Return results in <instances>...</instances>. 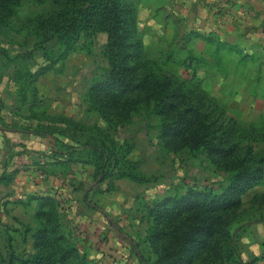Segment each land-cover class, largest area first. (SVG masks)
<instances>
[{"label":"rangeland","instance_id":"374dc122","mask_svg":"<svg viewBox=\"0 0 264 264\" xmlns=\"http://www.w3.org/2000/svg\"><path fill=\"white\" fill-rule=\"evenodd\" d=\"M127 2L133 9L147 69L152 71L150 78L165 72L185 84L190 99L194 93L203 95V112L211 109L223 118L235 119L242 127L264 124V39L251 34L235 37L241 42L239 45L226 32H218L219 22L228 11L226 0ZM50 9L48 4L24 0L11 18L13 26L0 25V126L29 113H72L74 121L88 128H106V121L89 97L93 79L109 68L102 52L105 34L95 38L92 52L78 44L68 58H61L63 48L51 41L46 51L56 63L39 78L38 95H33L31 72L38 67L36 61L43 63L45 50H34L37 35L29 20ZM249 23L257 26L261 22L258 19ZM102 97L100 94L99 98ZM209 101L212 106L206 108ZM114 109L118 112L120 105L116 103ZM2 113L14 116L5 121ZM133 113L130 122L110 129L109 133L118 144L132 146L124 158L134 161L140 172L154 176L151 182H137L128 176L119 178L115 170L116 174L97 183L91 175H85V168L78 166L75 175L82 176L71 177L61 169L63 182L59 185L38 173L40 166L32 161L39 151L24 148L5 133L0 134V141L5 140L4 146L0 144V175L17 171L10 184H0V264L8 263L11 251L20 254L30 250L33 240L31 232L26 235V227L35 230L37 207L35 201L26 200L40 190H62L65 232L93 262L146 264V259L154 258L145 240L153 201L183 196L189 186H212L218 190L220 184L226 185V173L205 155H193L181 137L167 143L159 115L144 108ZM78 135L84 137L90 132L80 131ZM261 195L264 184L244 196L242 220L234 225L244 262L253 255L243 245V235L251 222L262 221L260 215H264V203L256 198Z\"/></svg>","mask_w":264,"mask_h":264},{"label":"trees","instance_id":"16d2710c","mask_svg":"<svg viewBox=\"0 0 264 264\" xmlns=\"http://www.w3.org/2000/svg\"><path fill=\"white\" fill-rule=\"evenodd\" d=\"M23 1L0 0V25L13 26L11 18ZM29 1L51 8L29 20L37 35L34 50H45L43 63L36 61L38 67L31 72L33 95H38L39 78L56 63L46 51L51 41H57L63 48L61 58H68L78 44L92 52L95 38L105 34L102 52L109 65L101 76L93 79L89 92L93 107L107 123L106 128L99 125L88 128L71 117L47 113H29L23 115V120L11 121L6 126L54 137V147L40 156L44 160L37 162L38 169L46 175H56L61 169L69 172L73 165L82 164L92 168L97 183L116 174L115 170L119 178L154 181V176L145 175L134 161L124 158L132 146L118 144L109 133L110 129L130 122L133 112L149 110L161 117L163 138H168V144L181 137L193 155H205L218 170L225 172L227 183L220 184L218 190L212 186H189L183 196L153 201L145 240L154 258L146 259L145 263L255 264L257 257L241 260L233 229L242 220L244 196L264 184V124L242 127L235 119L223 118L211 109L203 112V95L194 93L190 99L185 84L165 72L150 78L152 71L147 69L133 9L127 0ZM116 103L120 105L118 112L114 109ZM211 106L209 101L206 108ZM80 131L90 135L79 137ZM16 174L13 171L0 175V184H10ZM58 194L52 189L28 197L26 202L35 201L37 207L35 230L26 227V235L31 232L32 246L20 254L11 251L7 264H16V260L19 264H96L66 234L61 218L63 203ZM256 198L260 204L264 203V195ZM260 217L264 220V215Z\"/></svg>","mask_w":264,"mask_h":264},{"label":"crops","instance_id":"0c3cea01","mask_svg":"<svg viewBox=\"0 0 264 264\" xmlns=\"http://www.w3.org/2000/svg\"><path fill=\"white\" fill-rule=\"evenodd\" d=\"M228 10L223 18H221V22H219L218 31L220 34L225 33L226 36H229L231 40L239 45L241 42L236 40L235 37H241L243 35H252L253 38L256 39H264V0H226ZM216 18V16H214ZM260 20V25L252 26L249 22H253L254 20ZM220 23H222L220 25ZM218 26V25H217ZM224 31V32H223ZM227 40V42L231 43L232 41ZM233 44V42H232ZM41 80V79H40ZM50 115V113H47ZM72 113H53L54 116H67L73 117ZM52 115V113H51ZM2 118L6 121L7 118L13 117L14 113H2ZM12 120V118H10ZM23 120V118H22ZM50 123V122H49ZM5 133L10 136L14 143L20 144L24 148L33 149L35 151H39L38 157L33 159V164L35 165L37 162H43L44 158H40L46 153H49L54 147V137L48 135L46 133H36L30 132L23 129L18 128H7L5 125L0 126V134ZM26 136V137H25ZM1 145L4 146L5 140L1 139ZM49 143V145H48ZM82 166V164H75L72 166V169L69 172H65L63 174L76 177L82 176V174L78 173L75 175L74 170L76 167ZM83 167V166H82ZM85 175L89 174L92 176V168L85 166ZM39 170V169H38ZM41 175H45L50 178L51 181H54L56 184L62 185L63 182V174L61 171L56 175H46L39 170L38 172ZM56 190V189H55ZM41 191V190H40ZM39 191V192H40ZM58 196L62 193V190L58 191ZM243 245L247 246L249 253L253 255V258L257 257L258 260L255 264H257L260 260L264 259V221L257 220L251 222L247 228V231L243 235L242 240ZM248 256V255H247ZM264 264V261H263Z\"/></svg>","mask_w":264,"mask_h":264}]
</instances>
